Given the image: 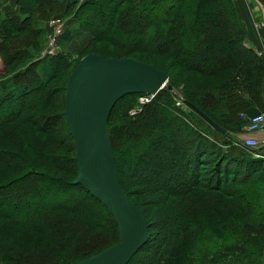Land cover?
I'll list each match as a JSON object with an SVG mask.
<instances>
[{"label": "trees", "instance_id": "obj_1", "mask_svg": "<svg viewBox=\"0 0 264 264\" xmlns=\"http://www.w3.org/2000/svg\"><path fill=\"white\" fill-rule=\"evenodd\" d=\"M157 6L159 17L152 13ZM62 13L70 14L59 49L76 42L103 57L155 54L170 70L207 81L182 88L184 110L175 106L171 76L150 63L167 74L172 89H160L134 115L128 111L143 93L126 94L111 109L118 178L148 226L146 242L127 264H264V156L227 128L241 133L247 117L240 113L263 110L264 60L247 45L234 0H15V8L0 12V57L9 66L0 67V195L13 197L0 205V261L70 264L119 237L106 207L67 177L77 175V161L63 115L65 85L81 58L75 63L62 49L38 58L44 21ZM102 16L105 27H87ZM159 21L164 29L157 32ZM138 191L159 196L155 222L133 199ZM166 215L172 228L143 262L153 225H163Z\"/></svg>", "mask_w": 264, "mask_h": 264}, {"label": "water", "instance_id": "obj_2", "mask_svg": "<svg viewBox=\"0 0 264 264\" xmlns=\"http://www.w3.org/2000/svg\"><path fill=\"white\" fill-rule=\"evenodd\" d=\"M167 74L154 65L131 57L84 55L67 78L63 115L75 147L81 185L99 200L114 218L118 241L70 264H127L146 242L148 226L142 211L122 188L115 167L108 117L118 99L126 94H155L167 84ZM223 135L228 131L191 106ZM264 156V146L258 148ZM0 264H6L0 261Z\"/></svg>", "mask_w": 264, "mask_h": 264}, {"label": "rangeland", "instance_id": "obj_3", "mask_svg": "<svg viewBox=\"0 0 264 264\" xmlns=\"http://www.w3.org/2000/svg\"><path fill=\"white\" fill-rule=\"evenodd\" d=\"M3 1V0H2ZM2 1H0V2H2ZM80 1H82V0H80ZM61 13V12H60ZM152 13H157V17H159V16H161L160 15V10H159V8H158V6L156 7V9H153L152 10ZM70 14V13H69ZM69 14H64L63 15V13L62 14H57V15H53V16H51V17H49L48 19H46L45 21H44V24H43V28H44V30L46 31L47 30V34H46V32H45V34H44V36H43V40H44V42L41 44V46H40V50L38 51V54H39V56H38V58H42V57H45V56H47V55H42L43 54V48H44V46L46 45V41H47V36H48V26H49V23H50V20H51V18L52 17H55V18H62L64 21H65V27H66V21H67V18H69ZM107 23H108V18H106L105 16H102L101 17V22L98 20V19H95V20H93V21H91V23H88L87 25V27H90L92 30H95V29H98V28H102V27H105L106 25H107ZM164 24V23H163ZM163 24L162 23H160V21L158 22V25H157V27H152V29L154 30H156L157 32L158 31H161L162 29H164V26H163ZM60 49H62V48H60ZM60 49H58V50H60ZM57 50V51H58ZM62 50H64V52H66V53H68V54H71V59L73 60V62H77L80 58H82L84 55H86V53H88V52H90L91 53V51H92V47H88L87 49H85V50H82V49H80L79 48V46L77 45V43L76 42H71L67 47H65L64 49H62ZM57 53V52H56ZM55 53V54H56ZM89 54V53H88ZM131 55H133V56H131V58H134L135 57V59H140V60H142V61H146V62H148V63H152V64H154V65H156V66H158V67H161V68H163V69H165L166 71H167V73L169 74V76H171V80L175 83V85L177 86V88H174V90H176V93L178 94V95H180V91H182V88H185V89H187V90H191V89H194V88H199V87H204V86H206L205 85V83L207 82L206 80H205V78H203V77H201V76H199V75H196V74H194V76L192 75V74H190V73H183V71L181 70V68H179L178 69V67H175V69L176 70H170L168 67H166V65H168V63L170 64V62H167L164 58V56H158V55H155V54H150V53H145V52H138V51H136V53H134V54H131ZM50 56H52V55H50ZM37 57V56H36ZM116 57V56H115ZM127 57V56H126ZM0 60H1V62H0V67H1V65L2 66H6V68H8L9 66H7V64L1 59V57H0ZM180 70L182 71V76L180 75ZM2 70H0V72H1ZM219 79V77H217V78H215L214 79V81L215 80H218ZM209 82V81H208ZM140 95H142V94H140ZM140 95H138L137 96V98H136V101H135V104H134V106L132 107V108H130L129 109V114H130V110H132L133 108H136V107H138L139 105H140V103H139V97H140ZM155 98V97H154ZM174 102H175V106H178V107H182L184 110H187L186 109V105L185 104H183L182 102H179V104L177 103L178 101H177V99L175 98L174 99ZM147 103H149V102H147ZM142 107V106H141ZM52 112H54V113H56V112H58V110H57V108H53L52 109ZM130 115H134V114H130ZM199 120V119H198ZM50 124H54V125H57V123L56 122H54V123H50ZM205 124V123H204ZM204 124H202L201 126V128H203V127H205V125ZM229 130H230V133H231V135L233 136H235L237 139H239L240 140V138L238 137V134L232 129V128H230V127H227ZM233 130V131H232ZM143 140V138H141V141ZM219 143V142H218ZM256 156H261L260 154H257ZM129 172L131 173L132 172V170L130 169L129 170ZM67 177L69 178V179H71V180H75L76 179V176H72V177H70V175H67ZM146 182H153V179H151V177L150 176H146L145 177V179H144ZM53 183V182H52ZM41 184V183H40ZM42 184H44V183H42ZM39 186V185H38ZM55 187H57V185H56V183H54L53 184V186H52V189H54ZM73 192H71L70 194H72ZM134 193V195L133 194H131L132 195V197H133V199L142 207V208H144L146 211H147V214H149V217H150V219H151V221L152 222H155L156 221V219H155V217H154V212H155V210H156V208L158 207V206H160V205H162V203H159L160 205H156V203L158 202V200H159V196H156V194L155 193H148L147 195L145 194H142L141 195V193L138 191V192H133ZM41 196V195H40ZM42 197V196H41ZM35 198V197H34ZM30 200V199H29ZM10 201H13V197H12V195H10L9 193L8 194H2V195H0V205L2 206H4L5 204H8ZM69 203L71 202V201H68ZM30 209H31V206H27V208H25L24 209V207H22V210H20L21 212H20V217L21 216H27L28 215V212L30 211ZM162 209H164V208H162ZM162 209H160V211L162 210ZM157 211V210H156ZM168 218H167V217ZM165 217H164V221H162V223L161 224H163V225H160V226H158V225H156V224H154L153 225V228H152V232H153V237H154V239H153V244L151 245V246H149V248L147 249V250H144V254L145 255H143V256H147V254H149L150 252V250H152L153 251V249L155 248H157L158 246H159V244L162 242V240H163V238H164V236L168 233V231H170V229L172 228V223L174 222L173 221V219L172 218H170V216L169 215H166ZM31 246H37L39 249H40V246H39V244H37L36 242H32V244H31ZM156 251V250H155ZM154 251V252H155ZM166 255V252H164V254H163V256H165ZM148 259H151V258H149V256H147L146 258H144V260H143V262L146 260V263H147V261H148ZM42 263H45V262H42L41 261V263H34V261H32V259H31V263L30 264H42ZM141 264H142V262H141Z\"/></svg>", "mask_w": 264, "mask_h": 264}, {"label": "crops", "instance_id": "obj_4", "mask_svg": "<svg viewBox=\"0 0 264 264\" xmlns=\"http://www.w3.org/2000/svg\"><path fill=\"white\" fill-rule=\"evenodd\" d=\"M238 21L246 34V43L264 60V7L258 0H234ZM15 8V0H3L0 2V12L6 13ZM263 102H264V74H263ZM260 112L264 113L263 110ZM256 113V109L248 108L244 114L251 116ZM251 135L258 141L264 138V131H254L250 134L244 129L238 133V137L243 139Z\"/></svg>", "mask_w": 264, "mask_h": 264}, {"label": "built area", "instance_id": "obj_5", "mask_svg": "<svg viewBox=\"0 0 264 264\" xmlns=\"http://www.w3.org/2000/svg\"><path fill=\"white\" fill-rule=\"evenodd\" d=\"M65 28V21L62 18H55L52 17L48 26V36L46 45L43 48L42 55H54L58 47V38L63 33ZM155 94H142L139 97L140 105L136 108L130 110V114H136L140 111L141 106L147 102H150L154 99ZM177 99V103L181 102V99ZM240 116L246 117L244 113H240ZM243 129L248 132L249 134L254 131H264V113L258 112L251 116H247V124L243 127ZM244 145L249 147H257V146H264V138L261 141H258L251 135L245 136L242 139Z\"/></svg>", "mask_w": 264, "mask_h": 264}]
</instances>
